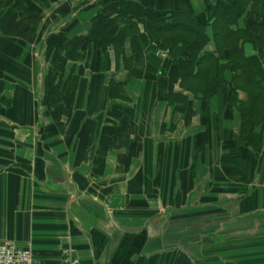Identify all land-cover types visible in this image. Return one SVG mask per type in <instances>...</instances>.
Segmentation results:
<instances>
[{
  "label": "crops",
  "instance_id": "obj_1",
  "mask_svg": "<svg viewBox=\"0 0 264 264\" xmlns=\"http://www.w3.org/2000/svg\"><path fill=\"white\" fill-rule=\"evenodd\" d=\"M217 1L8 3L0 16V242L29 249L33 264H60L69 247L80 264H264V101L231 86L206 99L171 59L151 58L141 24L121 48L85 44L65 63L63 79L74 80L59 121L46 99L60 47L98 16L114 18L132 2L203 19ZM207 32L202 55L216 52ZM241 43L245 57L256 55ZM245 108L253 112L244 127Z\"/></svg>",
  "mask_w": 264,
  "mask_h": 264
},
{
  "label": "trees",
  "instance_id": "obj_2",
  "mask_svg": "<svg viewBox=\"0 0 264 264\" xmlns=\"http://www.w3.org/2000/svg\"><path fill=\"white\" fill-rule=\"evenodd\" d=\"M9 2L15 9L23 4L22 0H0V16L7 6L13 5ZM33 22L37 24L36 17L30 21ZM138 24L151 41V58L157 50L167 51L183 79L188 77L203 85L206 99L231 86L232 92L246 90L252 103L264 101V0H219L205 11L203 19L192 12L158 14L139 4L123 2L116 17L100 15L93 19L86 35L62 45L52 60L46 75V99L56 121L66 114L62 98L72 91L74 80L63 79L65 63L77 61L85 44L121 48L125 36L136 34ZM208 30L217 53L202 55L210 41ZM241 42L248 43L256 55L245 57ZM185 54L187 57L183 59ZM252 112L253 109L242 110L244 127L251 122L248 118Z\"/></svg>",
  "mask_w": 264,
  "mask_h": 264
},
{
  "label": "built area",
  "instance_id": "obj_3",
  "mask_svg": "<svg viewBox=\"0 0 264 264\" xmlns=\"http://www.w3.org/2000/svg\"><path fill=\"white\" fill-rule=\"evenodd\" d=\"M155 57L166 59L168 52L157 50ZM60 258V264H80L76 251L71 247L62 250ZM0 264H33L32 252L11 243L0 242Z\"/></svg>",
  "mask_w": 264,
  "mask_h": 264
},
{
  "label": "rangeland",
  "instance_id": "obj_4",
  "mask_svg": "<svg viewBox=\"0 0 264 264\" xmlns=\"http://www.w3.org/2000/svg\"><path fill=\"white\" fill-rule=\"evenodd\" d=\"M46 63L44 62V65H45ZM41 98V97H40Z\"/></svg>",
  "mask_w": 264,
  "mask_h": 264
}]
</instances>
